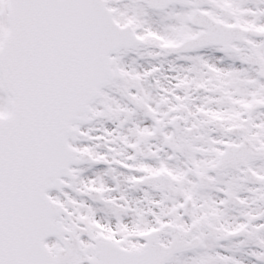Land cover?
I'll return each mask as SVG.
<instances>
[{"label":"snow or ice","instance_id":"1","mask_svg":"<svg viewBox=\"0 0 264 264\" xmlns=\"http://www.w3.org/2000/svg\"><path fill=\"white\" fill-rule=\"evenodd\" d=\"M0 264H264V0H0Z\"/></svg>","mask_w":264,"mask_h":264}]
</instances>
